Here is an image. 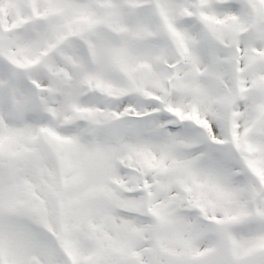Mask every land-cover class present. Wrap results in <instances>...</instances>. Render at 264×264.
<instances>
[{"label":"snow or ice","instance_id":"1","mask_svg":"<svg viewBox=\"0 0 264 264\" xmlns=\"http://www.w3.org/2000/svg\"><path fill=\"white\" fill-rule=\"evenodd\" d=\"M0 264H264V0H0Z\"/></svg>","mask_w":264,"mask_h":264}]
</instances>
